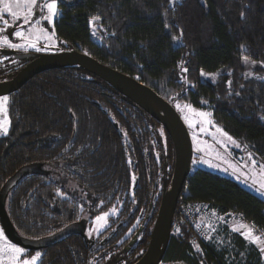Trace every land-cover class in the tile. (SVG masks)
Returning <instances> with one entry per match:
<instances>
[{"label":"trees","instance_id":"16d2710c","mask_svg":"<svg viewBox=\"0 0 264 264\" xmlns=\"http://www.w3.org/2000/svg\"><path fill=\"white\" fill-rule=\"evenodd\" d=\"M58 8L53 30L59 49L85 52L135 77L170 103L163 84L181 87L180 97L195 108L208 101L224 131L264 164V79L249 80L242 89L235 88V80L226 91L200 78V72L225 68L237 74L241 54L261 62L264 72V0H59ZM94 15L112 33L107 45L91 35ZM182 60L191 83L185 89L176 76ZM15 71L6 67L0 79ZM7 96L9 126L8 134L0 136V188L24 165L41 163L49 171L25 174L9 192L5 208L16 231L41 238L84 218L88 227L92 217L119 208L116 222L96 237L72 234L34 250L42 251L36 264H130L140 247L128 242L136 233L149 236L164 175L168 186L172 174L173 144L170 137L162 140V125L79 66L38 73ZM180 196L240 213L264 234V200L229 177L197 167ZM178 218L177 204L161 262L261 264L259 250L240 234L229 236L227 222L215 231L230 244L219 246L214 238L199 237L194 244L193 226L185 220L177 224ZM136 219L138 226L121 240Z\"/></svg>","mask_w":264,"mask_h":264},{"label":"water","instance_id":"95a60500","mask_svg":"<svg viewBox=\"0 0 264 264\" xmlns=\"http://www.w3.org/2000/svg\"><path fill=\"white\" fill-rule=\"evenodd\" d=\"M13 29L8 32L12 38ZM6 50V51H5ZM2 49L4 55L14 54V58L27 62L10 76L0 79V96H7L22 87L34 75L66 66H79L102 79L117 92L142 108L159 122L169 135L174 150V162L169 185L161 195L157 214L152 224L149 240L144 253L131 264H159L163 258L170 235L172 218L184 183L191 173L193 156L192 141L187 126L172 103L164 99L150 86L135 77L99 62L95 57L75 49H59L42 53H14L11 49ZM0 54V55H2ZM48 174L41 163H31L20 167L0 188V226L5 236L14 244L26 250H39L57 244L72 234L86 235L87 219L70 223L50 235L30 239L20 235L6 212L5 202L11 189L28 173ZM164 183L166 175H164ZM138 233H136L137 235ZM110 232L106 238H110ZM135 236L129 242L135 240ZM105 240H103L104 242Z\"/></svg>","mask_w":264,"mask_h":264},{"label":"rangeland","instance_id":"374dc122","mask_svg":"<svg viewBox=\"0 0 264 264\" xmlns=\"http://www.w3.org/2000/svg\"><path fill=\"white\" fill-rule=\"evenodd\" d=\"M47 0H38L39 4L46 3ZM46 10L36 7L33 12L34 19L31 21L28 25H23V20H14L11 16H9L6 13H0V15H3L5 19L8 20V26L5 27L2 21H0V29H4L0 35H8V32L13 28L12 32V38H9L12 43H24V41L21 38H18L14 35V32L16 30H20L21 26L23 25V30L26 34L28 33L29 28L32 27V25L36 24V21L39 20L40 23L37 25V28H43L47 31L48 35L51 36V39H47L44 36L40 35L39 32H34L31 34V37L33 40H35L37 44V48L41 50H47L49 47H60L58 45V41L55 39V35L53 36L52 33L53 30V22L51 24H48L47 21L41 20L40 17L43 15H46ZM98 15H94L93 17H97ZM91 17L89 20V26H90V32L92 37L102 43L107 45L110 40L112 33L108 32L107 28L103 26L101 23V18L98 20H93ZM99 17V16H98ZM55 18V17H54ZM54 21V19H53ZM91 21V22H90ZM39 37V38H37ZM177 39H173L175 44L180 43V39L178 36H174ZM0 47V48H5ZM8 48V47H7ZM12 49V48H10ZM30 49V48H29ZM19 52H23L24 49H14ZM40 50V51H41ZM247 58V62L243 58ZM7 58L6 56H0V73L6 70V67H13V64L16 62V60ZM254 62V63H253ZM240 63L242 65V69L235 74L233 69L231 68H225L221 69L219 71L213 72V73H206L203 72L204 75H202L200 72V78L207 80L211 82L212 84L221 85L223 89L226 91L231 90L233 86V82L235 80L237 81V85L235 88L242 89L244 85H246L247 81L252 79H264V72H263V64L259 61H256L244 54L240 55ZM185 61L182 60L179 62L177 66V78L178 83L183 84V88L191 86V83L186 78V71H185ZM248 73H251V75H248ZM163 84V83H162ZM163 91L165 94L168 95V99L172 101V104L180 114L183 122L188 128L190 138L192 141V148H193V156L191 161V171H193L195 168L200 167L202 169H206L208 171L224 175L226 177H229L236 181L239 185H241L243 188L247 189L248 191L256 194L257 196L261 197L264 200V190L258 191L260 187V183L264 182V174H262V169L260 168V165H264L263 162L251 151V149L240 140H236L233 137H231L228 133L227 136H224L223 133H226L223 129V127L217 123V121L212 117V112L210 110V105L208 101H202L201 108H195L193 107L187 99L181 96V87L179 89H176L174 87L169 86H162ZM5 96H0V98ZM8 97V96H6ZM10 98V97H8ZM185 105H190L191 110ZM7 108V104L5 105ZM204 112V113H210L211 115L208 116L206 119L210 120L211 123L206 124L204 123L205 118L199 116L197 113ZM4 120V114L0 112V121ZM191 122V123H190ZM9 126V124H7ZM217 128L221 129V132H217ZM201 129H204L201 131ZM160 136L162 137V140L164 142L167 141V133L164 130L162 126L159 127ZM3 134H0V136ZM227 137H231L232 139L229 140ZM235 141V143H233ZM251 154V156L249 155ZM255 160L256 164L253 165L252 161ZM160 203V201H159ZM156 207V214L159 207ZM112 209H115V212L112 211ZM119 212V208L117 207H110L106 212L99 213L98 215L92 217L90 220V224L87 227L86 234L87 236H97L99 233H101L103 230L108 228V226L116 222V217ZM107 213V216L105 218V221H97L96 217L101 216L102 214ZM155 214V216H156ZM154 216V217H155ZM84 217H87V215H84ZM155 219V218H154ZM153 219V220H154ZM139 220L136 219L125 231L122 232L121 240L126 238L127 236H130V234L135 230V228L138 226ZM247 225L250 227V225L245 222L241 221L236 218H232L227 221L226 225L228 226L229 230V236L232 233L240 234L245 239L246 237L241 234V232L246 231L247 229H240V225ZM152 225L150 226L151 230ZM253 230V233L257 236H260L262 239H264V236L260 234L256 228L250 227ZM233 229H240L239 231H234ZM150 230L148 234L150 233ZM176 231V227L174 229V232ZM0 232L4 235V240H0V247H3L5 241L11 244L12 243L4 234L1 226H0ZM196 239H192V242L194 240H198L197 238H201L195 231ZM225 235H219V233H216L215 230L210 231V234L208 235L209 238H214L217 241V245L224 246L230 244V241L228 238H224ZM202 239V238H201ZM249 244H252L257 248L260 252V258H261V264H264V255L261 254V247H264V245H259L257 243L250 242L248 239H246ZM16 245V244H14ZM17 247H20L16 245ZM195 246V245H194ZM22 248V247H20ZM196 248V247H195ZM24 249V248H23ZM25 251L21 254V259H30L33 255H35L37 252L40 253V256L36 260V263L38 262L39 258L42 255V251ZM142 249H140L138 252H140ZM0 264H7V260L3 257H0ZM159 264H183V263H164L160 262Z\"/></svg>","mask_w":264,"mask_h":264},{"label":"snow or ice","instance_id":"6c2138e0","mask_svg":"<svg viewBox=\"0 0 264 264\" xmlns=\"http://www.w3.org/2000/svg\"><path fill=\"white\" fill-rule=\"evenodd\" d=\"M59 0H47L44 4H39L38 0H0V13H6L9 16H11L14 20H23V25H28L31 23V21L34 19L33 12L36 7H40L44 10H46V15H43L40 17L41 20L47 21L48 24H51L53 22L54 17L58 16L60 14V10L58 8ZM243 15V13H241ZM93 20H98L100 17H93ZM0 21L3 22L5 27L8 26V20L4 18L3 15H0ZM91 22V21H90ZM40 21L37 20L36 24L32 25L31 28H29L28 33L26 34L23 30V25L21 26L20 30H16L14 32V35L18 38H21L24 43H12L9 39L8 35H0V47H8L12 49H24L25 52L28 51L29 48L36 49L37 51L41 50L37 48V44L35 40L32 39L31 34L34 32H39L40 35L44 36L47 39H51L52 37L48 35L47 31L43 28H37V25H39ZM4 29H0V33H2ZM52 35L54 36L55 33L53 32ZM39 38V37H37ZM173 39H177L176 37H173ZM247 62V58H243ZM254 63V62H253ZM186 71V69H185ZM204 75V73H201ZM248 75H251V73H248ZM8 97H2L0 98V112L4 114V120L0 121V134L7 135L8 134V116H7V108L5 105L7 104ZM185 107L189 108L191 110L190 105H185ZM199 116L204 117V123L209 124L211 123L210 120L206 119L208 116H210V113H204L200 112L197 113ZM191 123V122H190ZM204 129H201L203 131ZM222 130L217 128V132H221ZM224 136H227V133H223ZM229 140H231V137H227ZM235 143V141H233ZM251 156V154H249ZM253 165L256 164V161H252ZM260 168L262 169V174H264V165H260ZM135 179V177H133ZM258 191L264 190V182L260 183ZM58 195H63L59 190H57ZM264 194V192H262ZM113 212H115V209H112ZM107 216V213L102 214L101 216H97V221H105V218ZM240 229H247L244 232H241L242 235L246 237L250 242L257 243L259 245H264V239H262L260 236H257L253 233V230L248 227L247 225H240ZM240 229H233L234 231H239ZM4 235L2 232H0V240H4ZM25 250L23 248L17 247L14 244L8 243L5 241L3 247H0V257H3L7 260V264H36V260L40 256V253L37 252L35 255H33L30 259H21V254ZM261 254L264 255V247H261Z\"/></svg>","mask_w":264,"mask_h":264},{"label":"built area","instance_id":"2783aa9c","mask_svg":"<svg viewBox=\"0 0 264 264\" xmlns=\"http://www.w3.org/2000/svg\"><path fill=\"white\" fill-rule=\"evenodd\" d=\"M177 204L180 218L176 223L179 224L182 220L189 222L201 238H207L210 231L216 230L232 218L245 221L242 214L230 211L224 212L212 202L187 200L185 197L179 196ZM247 223L250 227H254L252 223ZM257 231L264 236L259 229Z\"/></svg>","mask_w":264,"mask_h":264},{"label":"flooded vegetation","instance_id":"af4514ba","mask_svg":"<svg viewBox=\"0 0 264 264\" xmlns=\"http://www.w3.org/2000/svg\"><path fill=\"white\" fill-rule=\"evenodd\" d=\"M11 29H13V28H11ZM41 49H42V46L40 47ZM57 48V47H56ZM2 49H10V48H7V47H5V48H0V54H2V52H1V50ZM11 50H13L14 51V53H42V52H52V51H56L55 50V48L54 47H49V49H47V50H39V51H37L36 49H32V48H30V49H28V51L27 52H25V51H23V52H19V51H17V50H14V49H11ZM6 51V50H5ZM0 56H6L7 58H10V59H14V60H16V62L13 64V67H14V69H16V70H19L22 66H24L27 62H23V61H20V60H17V59H15L14 58V54H10V55H4V54H2V55H0ZM13 60V61H14ZM167 176H166V181H165V183H164V181H163V187H162V191H163V189H164V187L167 185ZM159 192L160 191H158V190H156L155 191V197H157V196H159ZM162 193V192H161ZM161 195V194H160ZM160 199H161V197H160ZM150 234V233H149ZM136 237L135 238V240L131 243L132 244V246H134L133 244L135 243V245H137V243H138V246L140 247V249H142L140 252H139V254H137V256H136V258L131 262V263H133L134 261H136L143 253H144V251H145V249H146V247H147V244H148V240H149V236L148 237H146L145 238V236H139L138 234L136 235H133L132 237H131V240H132V238L133 237ZM130 240V241H131ZM129 241V242H130ZM101 242H103V241H101ZM128 242V243H129ZM130 263V264H131Z\"/></svg>","mask_w":264,"mask_h":264}]
</instances>
